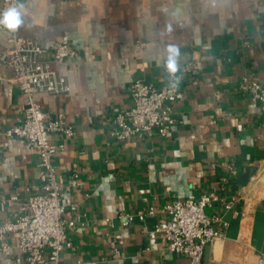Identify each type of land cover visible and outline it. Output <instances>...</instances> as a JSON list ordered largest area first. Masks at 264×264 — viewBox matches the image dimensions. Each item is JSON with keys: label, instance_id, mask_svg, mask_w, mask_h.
Wrapping results in <instances>:
<instances>
[{"label": "crops", "instance_id": "0c3cea01", "mask_svg": "<svg viewBox=\"0 0 264 264\" xmlns=\"http://www.w3.org/2000/svg\"><path fill=\"white\" fill-rule=\"evenodd\" d=\"M1 3V0H0ZM23 38L45 47V58L60 42L74 56L52 67L70 89L36 95L55 118L65 115L73 137L55 133L62 144L54 165L61 200L76 206L65 216L71 243L61 253L66 264H188L184 254L166 249L150 228L159 208L173 199L218 194L206 209L223 223L204 250L201 264H264V108L240 89L243 76L264 83V0H19ZM10 32L0 31V51ZM148 42L143 54L135 41ZM247 40L248 45H243ZM180 50L179 95L171 104L175 123L166 136L118 140L110 135L114 115L131 105L136 79L165 82V49ZM0 220H13L21 204L41 192L39 153L22 138L4 135L23 120L24 96L0 64ZM257 171L245 187L233 183L246 166ZM16 194V199H10ZM226 204L230 206L225 207ZM149 206L156 213L120 225L121 213ZM121 233L120 239L114 236ZM114 249V250H113ZM115 251V252H114ZM104 257V261H100ZM0 264H27L18 238L0 240Z\"/></svg>", "mask_w": 264, "mask_h": 264}, {"label": "built area", "instance_id": "2783aa9c", "mask_svg": "<svg viewBox=\"0 0 264 264\" xmlns=\"http://www.w3.org/2000/svg\"><path fill=\"white\" fill-rule=\"evenodd\" d=\"M18 1L1 0L0 13L18 6ZM3 30L5 29L0 28V31ZM8 41L9 49L5 53L0 51V64L12 70L11 80L24 96V107L22 122L8 127L3 133L9 138H22L28 147L38 150V165L43 183L41 192L31 195L21 204L22 212L15 219L0 220V240L8 234L16 236L27 264H66L61 259V253L71 246L67 231L75 226V219L66 217L65 212L70 210L74 213L76 206L61 200L62 185L53 159L62 144L55 142L52 135L58 133L64 137H73L75 130L66 122L63 113L51 118L42 109L36 95L69 91L66 78L51 63H65L74 56L75 50L67 42H60L48 60L45 58L48 52L45 47L33 39L19 36L17 31L10 33ZM242 44L248 45V41L244 40ZM147 46L148 42L136 40V55L140 57ZM192 67L194 62H178V69L187 71ZM164 73L166 79L160 86L143 79H136L131 83V105L114 115V124L110 129L112 137L129 140L154 134L166 136L170 132L175 123L171 104L179 95V78L177 72L169 74L166 68ZM239 87L251 94L264 108V83L243 76ZM10 199H16V194ZM216 199L218 194L212 190L197 197L189 195L165 202L159 208L162 218L152 227L143 226V229L150 238H163L169 252L186 255L188 264H201L206 246L220 234L215 229V224H225L218 215L206 213V209ZM229 206L225 205L226 208ZM154 213L156 208L149 206L142 212L121 213L118 219L120 225L126 227L134 221H143L146 215ZM121 236V233H117L114 238L120 239ZM104 260L102 257L100 261Z\"/></svg>", "mask_w": 264, "mask_h": 264}, {"label": "clouds", "instance_id": "9594fccd", "mask_svg": "<svg viewBox=\"0 0 264 264\" xmlns=\"http://www.w3.org/2000/svg\"><path fill=\"white\" fill-rule=\"evenodd\" d=\"M24 24L23 5L10 7L3 13H0V28L8 32L17 31ZM180 50L176 46H168L165 49V68L169 74H175L178 71V58Z\"/></svg>", "mask_w": 264, "mask_h": 264}, {"label": "water", "instance_id": "95a60500", "mask_svg": "<svg viewBox=\"0 0 264 264\" xmlns=\"http://www.w3.org/2000/svg\"><path fill=\"white\" fill-rule=\"evenodd\" d=\"M257 171V166H246L243 172L239 173L233 181L239 188L245 187L254 178Z\"/></svg>", "mask_w": 264, "mask_h": 264}]
</instances>
